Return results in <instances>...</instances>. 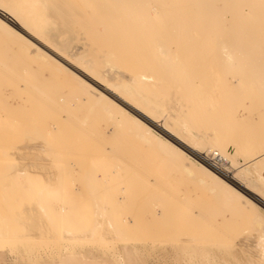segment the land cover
Here are the masks:
<instances>
[{"label":"rangeland","instance_id":"rangeland-1","mask_svg":"<svg viewBox=\"0 0 264 264\" xmlns=\"http://www.w3.org/2000/svg\"><path fill=\"white\" fill-rule=\"evenodd\" d=\"M13 1L15 3V0H0V4L8 8L9 10L12 9L14 10L15 8L16 9L14 11L16 12L20 10L18 11L19 13L18 12L14 13V11L12 12L15 15L17 14V17L19 16L18 18L21 17L20 19L21 21H24V23L30 24L29 26L34 28V30L37 29L36 32L39 31V34L43 36V39L45 38L44 40L48 42H52V45L54 44V47H56L57 49L59 48L58 50H60V52H62V54L66 56V58L68 57L70 61L72 60V62L76 63L77 62L76 60H78L79 65L81 63L80 65L81 67L93 71L99 77L101 76L100 78H103L105 81L112 82L111 84L118 85L120 83V85L122 86L123 83L125 82L126 83V84L124 83L125 86H122L125 94L129 98H131L134 102L136 101V103L144 106L145 108L148 107L147 111L154 117V121H156V123L158 124L155 125L156 129L150 127L148 129L152 133H155L161 141H163L168 145L167 146L168 150H172V151L177 150L183 152L187 157L195 161L201 168L206 170L208 173H211L212 175L214 173H212L210 170H208L203 165L198 163L193 158V155L197 156L202 160L205 159L204 163H207L208 159H210L214 154L219 153L221 157H225L223 161L225 162V167L227 172L218 171L219 174L224 178L223 180L225 181L229 180L231 182V179L227 178L226 176L229 175L228 172H231L232 175L234 174L233 175L234 178H239L249 187L256 186L257 188L256 191L258 193H261L262 196H264V184H262L264 182V177L261 176V173L259 172L264 162V83H262L264 82V80H262L264 79V67L263 69L254 70L252 67H250L252 63L247 62V57H245L247 53L251 52L248 47L250 46L251 41L249 42V40L246 39L249 36L248 35L250 32L249 27H251L250 25L256 27L259 22L252 19L245 20L244 17H243L244 21L242 19L243 23H241V20L236 21V19L234 18L235 15H233L232 12H230L233 11V9L235 8L233 4H231L233 5L232 9L230 7L231 6L230 1L232 2L233 0L230 1L227 0L228 4L226 3L227 1L222 2L220 0L222 3L224 4L226 3L225 4L226 7L224 9L225 11L222 10L224 8L223 4H221L220 1L218 2V0H209V2L206 4L207 6L201 3L202 0H184L185 3L182 2V0H178V1L173 0L174 2L172 0L169 1L139 0L140 2L143 1L144 3L138 2V5L136 2H135L136 5L135 4L133 5L134 2L132 3V1L130 2L129 0L128 4H126V6L124 5L122 9L124 7L125 10L127 9L125 11L126 14H129L130 11H131L130 13L134 12L133 17L135 18L131 17L132 20L134 19L135 22V23L133 22L134 25H137V23H140L141 21H142L141 23L143 24V28H141L142 25L139 24V26L137 25L136 28L133 29L134 31L136 29L139 30V31L136 30L137 32H135L136 36L141 35L142 37V38L139 37L138 41L141 39L142 41L144 40L142 46L145 45V47L144 48L138 47V49L146 48L148 52L147 55H149V59L145 57L146 55H144L143 53L142 54L144 56H142L140 53L137 54V56L135 55L137 59H139V60L137 59L135 60H137L139 64L142 66H140L138 62H134L132 60L133 63H136L137 66L135 64L133 65L132 61L127 62L126 60H123L124 58L121 57H119L120 58L119 61L121 62L123 60L125 64L122 61L121 62L122 64L120 63L117 64L118 66L117 65L115 66V64L111 62L112 60V57L110 56L111 52L109 51L110 49L108 48L110 44L109 41L111 42V38L110 40H108V38L110 37L109 36L110 33H113L116 30V27L119 25L115 24V21L117 19H111L110 22V19L107 18V16L105 17L104 11L106 9L107 4H105L104 7L103 4L105 3L106 0H103L104 2L102 0H95V1L92 0V2L91 0L90 1L40 0L41 1L40 3L42 4H39V0H31V1L17 0L16 4H14ZM23 1L25 2L23 3ZM37 1L39 6H37L36 4ZM46 1L47 2L50 1V3H46ZM187 1L188 3H186ZM28 2L31 5H28ZM31 2H33L34 5ZM20 3L23 4L24 6H26L25 5L26 3L27 6L22 7L21 5H19L15 7L17 4ZM143 4L145 5L147 4L146 5L147 7L143 6ZM182 4L185 6L183 7ZM94 5L96 6V8ZM244 5L245 4H243V6ZM20 6L22 7L21 9ZM33 6L34 8L36 6L38 10L36 11V8L34 9ZM50 6L52 9L50 8ZM136 6H138V8ZM193 6H195L197 9H200L201 10L200 13L199 10H197ZM140 7L141 10L142 8H144L143 10L145 11V13L146 12L148 13L147 15L148 18L146 19V21L144 19V23L142 19L147 16L143 14L144 13L143 10L140 11L139 9ZM166 7L169 8L166 9ZM203 7H205L209 12V15L207 13L208 16L205 15L206 11ZM30 8L33 10H31ZM101 8H104V11L103 9L101 10L103 13H101V11L99 10ZM179 8L180 9L186 8V9L185 10L181 9L182 10L181 12ZM64 9H67L66 10L67 13ZM69 9L72 10L71 13L69 12L70 11ZM130 9L134 11L132 12V10ZM192 9L194 11L197 10L195 11L196 13L191 12L192 13L191 14L189 11ZM227 9L230 13L227 11ZM24 10L28 11V12L26 11L27 14L23 12ZM202 10L205 12H202ZM241 10H243L242 5H241ZM29 11H31L33 17L31 16V14H29ZM135 11L138 12L135 13ZM176 11H180V13L177 14L178 12L175 13ZM183 11L188 12L187 14H189L188 15L189 18L193 17L194 15V17L191 18L192 21L194 20V22H191ZM221 11L226 13L224 14ZM21 12H23V14H21ZM62 12L65 14H63ZM141 12H143L142 15H145L144 17L139 15L141 14ZM214 12H215L214 14L215 17L211 19V17H213ZM202 13L204 15H201ZM24 14L26 18L23 17ZM53 14H55V16ZM180 14L181 15L184 14L185 17L187 18L184 19L185 17L183 16L181 22H184L185 20H189L190 25L195 22H197L199 25L195 23L192 24L193 25L192 27V25L190 26L189 23L186 22L188 23V25H186V23L185 24L182 23V25L184 26L183 27L182 25H180L181 24V22L179 21L181 20L179 19L180 17L178 18L176 17L177 15ZM132 15L131 14L125 15V13L122 14V16H129V17ZM216 15L218 17H216ZM138 16L139 19L137 20ZM195 16L196 17L199 16V17L196 18ZM206 16L210 18V20L215 24L214 28L216 30L214 28L211 31L210 29H208V31L205 30L207 29V27L211 28L213 24L210 22L209 19L208 20L206 19L207 18ZM34 17L36 19H34ZM149 17L150 20L152 18L151 20L152 21L151 24L153 27L152 29L150 28L151 25H150ZM203 17L206 18L202 19ZM22 18H24V20ZM195 18L196 20L199 19V21L198 20L196 21ZM256 18L254 19L258 21L261 20L260 15ZM121 19H123V17L120 19L118 18L116 22L119 23L118 21H122L121 23H123L124 20ZM131 19L129 18L128 23L130 21L132 22ZM174 19H176L177 21ZM231 19H234L235 22L239 21L240 23H237L238 25L234 24V20L233 22H231ZM34 20L36 21L38 20L37 21L38 23ZM61 20H63L64 22L63 21L61 22ZM102 20L104 22L106 21V23H108L107 21L109 20V23L107 25L109 24L110 25L104 26L105 23H103ZM112 20H114V23L112 22ZM203 20L209 21V24L211 26L210 25H209L210 27L207 26L208 22L205 24ZM250 20L253 22H249ZM262 20L264 21V18H262ZM125 21L127 22V20ZM178 21L180 22L179 25L182 27L180 29L182 30L181 32L177 29ZM33 22L34 24H31ZM246 22L250 24L247 23V25H245ZM0 23H3L5 26L9 27V24L1 18H0ZM154 23L156 24V26ZM200 23L202 26L200 25ZM100 24H102L104 27ZM147 24L150 26L149 31L151 32L152 35L148 31ZM231 24H233V27L234 26L236 27V28L234 27V29L238 30L239 28L240 29L239 32L241 33H239L238 31L236 32V30L233 31L234 29L231 27L232 26ZM242 24H244V27ZM111 25L114 28L113 31L111 30V28L110 29L108 28L111 27ZM203 25L206 26L205 29H202V31L206 32V33L204 32L205 34L201 31ZM239 26H241L243 29ZM245 26L247 27L249 32L248 30L246 31ZM154 27L156 28L155 30ZM104 28L106 29V31L108 29L109 33L107 35L105 34L106 31ZM178 28L180 27L178 26ZM187 29L190 30L189 34L185 33V31L188 32ZM263 29H264V22H263ZM120 30L118 29V31ZM61 32L63 33L61 34ZM168 32H170V35ZM178 32L181 33L180 37H178L179 36ZM221 32H224L223 33L224 35H222ZM234 32H236L238 36H236L235 39H232L236 34ZM200 33H203L204 35L203 34L200 35ZM226 33L229 34L232 33L233 35L230 36L231 34L229 35ZM250 33L253 32L251 31ZM157 34L159 37L157 36ZM175 34L178 37V41H176L177 38ZM183 34H185L184 35L185 37H183ZM145 36H149L148 42L152 41V43H156V46L152 47V49L148 48V46L151 47L153 45L149 42L148 46H146L147 37ZM152 36L155 38H153ZM168 36L170 37V39ZM200 36H202V40ZM239 36L242 38L243 41ZM149 38L150 39L152 38L154 40L152 39L150 40ZM184 38L185 40L183 41ZM155 39H158L160 42H161L160 39H162V41L165 39V41L161 43L164 44V46L166 44L168 45V47H165L168 55L166 56L167 58L165 59L166 62L171 61L170 63H172L173 60L176 61L178 59L177 60V62L179 63L178 65L176 64L177 62L172 63V65L176 64V66L174 65L172 66L170 63H168L171 66L168 75L170 73L171 75L166 76L168 78L170 76L171 77L173 76V79L174 77H178L175 78V81L176 79H178V82L174 81L175 82L174 87L172 84L173 81L170 82L172 78L171 79L169 78V81L167 80L166 82V79L161 80L162 76L158 75L159 74L158 72L159 70L157 67L158 62L156 63V61H158L159 58L156 57L157 42H155L156 41ZM180 39H182V42L185 43H183L182 49L180 47V49L178 50V52L180 51V53H178L177 48L179 46H177L176 44L179 43V41L181 42ZM237 39H240L241 41L238 40L240 42H237L236 41ZM8 40L9 38H7L6 36L0 33V61L1 60L4 61L8 67H11L15 71L14 72L15 74L10 72L9 74H7L4 72L5 74L3 75L2 73V75L5 76L6 79L0 75L1 76L0 77V96H1L0 97V264H2V262L4 261H7L8 264H188V263L189 264H216V263L231 264L230 262H233L232 264H237V261L235 259L238 256H239L237 258L238 263H240V260L243 259L242 261L244 263L245 261H247L245 264L248 263L264 264V257L262 259L258 258L256 256L257 254L256 251L255 253L254 251H252L253 249L247 251L249 248L248 247L249 243L252 241L249 240L247 245L242 244V245H246L247 247L240 246L241 247L240 248L238 245V243L245 241L244 239L249 238L255 232H253L249 228L247 229V224L244 222L242 218H239L238 216L233 215L232 213L230 214L226 206L223 205L213 195L212 189L209 186L191 178H190L191 181L190 180L188 181L187 178L189 177L186 176L185 174H183V178H182L181 176L182 173H180L177 167H175L176 166L175 164L168 161L166 163L165 158L162 157L161 153H159V150L151 147L149 144H146L147 142L145 140L143 141V139L140 137L135 127L131 125L134 123L132 122V120H136L137 117H135L131 112H129V110H127L124 106L119 104L120 100L117 99L115 95H112L110 92L106 91L103 87L97 85V83H96L97 86H95L94 84L90 83L87 80H82L83 83L88 85L96 93L102 95L109 102L114 103L115 107H118L120 111L123 113L122 115H126L125 117L128 118V121L126 120L127 118L125 119L123 117H120L117 114L105 108L102 109V107L99 104H97L96 101L92 100L82 90L77 88L72 82H69L64 74L58 73L53 68H50L51 66L47 67V65L45 64L44 66L43 63H40V61L37 60L36 56L34 57L32 55L33 56L32 57L30 54H27V56H25L26 55L25 51L20 48L19 50H17L16 49L17 47L15 48L16 50L12 49L13 46L6 47V45L4 44ZM98 40L101 41L99 42ZM104 40L108 42V44L105 45ZM168 40L170 41L174 40V41L169 42ZM204 40H208V41H204ZM246 40H248V43L250 44H248ZM223 41H224L223 45L227 43L225 44V46L229 45L230 47H232L229 49L228 46L227 47L228 51H232L233 49H235V45L242 43L238 45V47H240L239 48L240 50L237 47L238 52L236 51L234 56L236 60L233 65L235 70H233L232 65H230L231 66L230 68V66H228L229 64H227L226 62L224 63L222 59L221 47L223 46L221 44ZM114 42L115 44L119 43V42L116 43L114 39L112 40L110 45H112ZM217 42L218 43L221 42L219 43V45L221 46H219ZM181 43H179L178 45H181ZM141 44L142 43H140L139 45L141 46ZM184 44L185 47H183ZM117 45H116L117 48L122 47L121 45L124 46V44H117ZM104 46L105 47L107 46L106 47L107 49L104 48ZM176 46L177 48H175ZM113 47L116 48L115 46ZM196 47H198V49H196ZM189 48L191 49L193 48V49L191 50ZM152 50L154 51V53L151 52L153 55L152 54L150 55L149 52ZM42 51L45 54L49 55L44 49H42ZM220 51L221 53H219ZM186 52L188 55L185 54ZM104 53L106 54L105 57H104ZM180 54H182L183 57H181ZM176 56L178 58H176ZM173 57L176 58V60ZM179 57L181 58L179 59ZM188 57H191L193 61H195L196 59V61L193 62L190 60L191 58L189 59ZM194 57L195 59H193ZM26 58L28 59V61ZM59 58L63 60L65 64L62 61L56 59L55 57H52V59H54L57 63L66 67L67 70L71 73V75L78 77L79 75L83 76V74L80 71H78L75 65L69 62L67 59H64L62 57ZM110 58H111V60H109L110 62L109 61H108L109 63L106 62V60ZM151 58L153 59V61ZM185 59H187L188 61ZM141 60L144 62L142 63ZM154 60H156L155 61L156 65L154 64L153 66ZM184 60L185 63L182 62ZM38 61L39 63H37ZM197 61L200 62L197 63ZM88 63H90L89 66ZM127 63L129 64V66ZM150 63H152L151 67L154 68L150 67L151 65ZM249 63L251 64L249 65ZM123 64L124 66H122ZM189 64L191 66H189ZM108 65H110V67L112 66L113 69L110 68ZM126 65L129 69L127 67L125 68ZM179 65L181 67H179ZM240 65L243 66L247 65L248 67L246 66L244 68L243 66ZM144 66L145 67L148 66L151 69V71L149 70L146 71L144 69L145 68ZM177 66L178 68H180L179 69L180 72L178 71L177 68L174 70V67ZM132 67L134 68V71L136 69L138 70H136V72H132L133 71ZM142 67L144 68L141 70L140 68ZM240 67H243L244 69L243 68L241 69ZM172 68L174 72L171 70ZM246 68L249 69L248 72H246L247 75L244 73ZM193 70L197 72H194ZM203 70L205 71V73ZM250 70L253 71L252 76ZM175 72L178 74L183 73L181 74V76L182 75L186 76V74L189 75L190 76V77L188 76L189 79L186 78L187 76L186 77L182 76L183 78H181L184 80L187 79V81L192 79L190 80L191 83L186 81L187 82L186 84L189 85L193 83L192 82L193 79H195V77L197 76L196 77L197 79L194 80L195 85L192 84V86L195 87L198 85L196 89L191 86V88L194 89L192 90L191 88H189L188 85L187 88L191 89L192 93H189L190 90L184 92L183 89H181V87L186 86L185 82L183 80H180L179 78L181 76L179 75L180 76L179 77L177 74H174ZM256 72L258 73V75ZM135 73H137L136 75H138L139 77H137ZM199 73L205 75L202 76ZM253 75H255L257 79L255 77L254 78L258 82L255 81ZM17 76L18 78H22L25 82L29 81L30 84L36 87L37 91H39L42 96L41 98H44L46 102L43 99L37 100L39 94L37 95L36 92H34L35 94L34 93L31 94L30 91H28L30 92L28 97H30L31 100L29 102L27 101V99L26 100L22 99L20 101L19 99L20 95L18 93L16 94L13 86L9 84V83L16 84L18 81H20L17 78ZM250 76L252 77L253 80L251 79ZM258 76L260 77V79L258 78ZM143 78H145V80H143ZM157 78H159V80ZM152 79L154 80V82ZM132 80L135 82L131 83ZM156 80L158 81L157 83H155ZM143 81H146V83L145 82L143 83ZM163 81L165 82L163 84V89H161L162 85L160 84L163 83ZM5 82H7V84ZM169 82L172 84V86H170ZM147 83H149L150 86L149 84L147 85ZM181 83L182 85L183 84L184 85L182 86ZM131 84H133L135 87H137V89L138 88L139 89L138 90L135 89L134 86L132 87ZM165 84L168 86H166ZM151 90L153 92H151ZM161 90L162 91L165 90V93L162 92ZM195 90H197L195 92L197 94L194 93ZM182 91L184 93H182ZM28 92L26 93V95L28 94ZM180 92L182 93L181 96H179ZM186 93H189V95L187 94L188 96L184 97L183 95L184 94L186 95ZM152 94L154 95L152 96ZM164 94L167 95L166 96L167 98L165 97ZM34 96L37 97L35 98ZM176 96H178L179 98ZM168 97L172 101H170ZM233 97H235V99ZM227 98L230 100L228 101ZM183 99L185 100V102ZM165 100L167 102L169 100V103H164L166 102ZM35 101L38 103L36 104ZM188 101L191 102L188 103ZM193 101L194 103H192ZM31 102H33V104H31ZM47 102H51L53 105H55L56 110L54 108L51 109L50 106L48 107L49 103L47 104ZM149 102L151 103L153 102V103L149 105L150 104ZM43 103L46 105H43ZM166 105L169 106L167 107ZM34 106L37 107V109L39 106L38 112H36L37 109L34 111ZM42 106L43 107L45 106L44 109ZM40 107L42 110V114L40 112L41 111ZM23 108H24L23 111L24 113L22 112L23 114H21V110ZM129 109L133 111V109L131 108ZM44 110L48 111L50 114L46 111L44 112L45 113L44 114L43 113ZM50 110L52 111L54 110V111L51 113ZM221 110L223 112H221ZM55 111H59L61 113V116L62 114H67L70 119L60 118V121L62 119H65L66 121L62 120L64 123H59L60 121L58 120L60 113L56 112L58 114L57 115ZM214 112L217 113L214 114ZM208 113H212L214 114V116L211 114L208 115ZM190 114L193 117H190L191 116ZM165 115L169 116V118L168 117L165 118ZM202 115L204 117V120ZM57 117H58L57 120L58 122L56 121ZM225 117H227V119ZM71 119H73V122L76 121L78 124L84 127L86 133L89 136H93L94 138L88 137L87 134L85 135L82 132H78L80 133L78 134L75 133L76 130H71L73 127H75L74 123L70 122L72 121ZM228 119L231 122L227 121ZM66 122H68L67 124H69L70 122L74 126L71 125L72 126L71 127L70 125H68L67 128H69V126L71 127V129L69 128L68 130L66 127H63V125L66 124ZM228 122L230 124L232 123L231 124L232 126L228 124ZM57 123L62 125L63 128L61 129L60 125H58L60 129L58 127H55L57 130L56 131L54 126H57L56 125ZM161 123H163L164 128L162 127ZM202 123L203 125L204 124L205 125L203 126ZM223 126L224 128L225 127L226 128L224 129ZM165 127L169 128V130L174 132V134L177 137H179L180 139L182 138V141L184 142L186 141L185 143L189 145L185 146L180 142H178L177 140L170 137L169 135H167L164 132V130L167 131ZM211 128L213 131L210 130ZM227 130L228 131L230 130V132H228ZM59 131L61 132L59 133ZM51 135L53 136V138ZM134 136L137 137L135 138ZM138 137L141 138L142 140L138 139ZM67 138L69 139V141ZM99 138H101V140L104 142L106 146H113L119 149L120 152L124 151L122 152L124 154L126 152L127 155L131 156V157L128 156L129 160L130 158H134V159L137 158V163H136L137 166H135L136 164H134L133 167L134 173L132 172L133 174H129V175L126 174L129 167L131 168L132 166H127V163L126 165H124L123 162L118 160L117 157L113 155L111 156L104 151L103 146L99 142ZM59 139L60 141H58ZM135 139L139 140L137 142V145L135 142L137 140ZM205 140H207L208 143ZM211 141L212 144L210 143ZM44 142L47 144H45ZM66 142L67 144H65ZM71 145L72 147H70ZM63 146L65 147L69 146V147H67L68 148L67 149L64 148ZM149 147L150 150H148ZM214 147L215 149H213ZM101 148L102 150H100ZM145 148L147 151L145 150ZM196 150L199 151L200 153L197 152ZM127 152L130 154H128ZM62 153L64 156H60L62 155ZM104 155L107 156L104 157ZM33 156H42L43 160L46 161V163H42L39 166H37L32 160ZM110 156L111 159L106 158ZM70 161H72L73 164ZM140 164L142 166H139ZM135 167H137L139 170H137ZM144 167L146 170L144 169ZM193 167L195 168L194 165H192V169H194ZM125 168L127 169L126 171ZM61 169L64 170L61 171ZM131 169H129V171H131ZM175 169L178 171L175 172L176 171ZM135 170L137 172L140 171V173H137ZM147 170L149 171V173ZM246 170H248L252 174V176L241 178L240 175H242V172ZM87 171L90 172L93 179H95L94 177L96 176L95 179L96 181L94 180L96 183H94V181L91 180L92 178H88L87 174L89 175V173ZM92 171L93 172L96 171L94 173L95 176H93V173H91ZM156 171L160 173H157ZM195 171L198 172L197 168L195 169ZM62 172L63 173L66 172L67 174L66 173L63 174ZM159 174L161 176H159ZM146 175H148V177H146ZM167 175L169 177H167ZM122 176L127 178H123L122 180ZM214 176L220 178L215 174ZM85 177H87V179ZM88 179L91 180V182ZM148 179L149 181L150 180L151 181L149 182ZM153 181L157 182L156 184L160 183L162 186H159L160 184H158L157 186ZM92 182L93 184H91ZM87 183H89L90 185ZM153 183L156 186L155 185L153 186ZM258 183H261L262 185ZM229 185L232 187L236 186V188L240 190L243 196L249 201H251L253 204H255L260 210L263 208L262 206L257 205L248 197H246L244 192H242L245 191L244 189L238 187L237 185H231V184ZM259 185L262 187H260ZM164 186H165L164 190L166 191V193L164 192L163 189H161V187L163 188ZM261 189L263 191H261ZM94 190L96 193L94 192ZM158 193L159 196L157 195ZM245 193H247V195L251 196L261 205L264 206V203L258 200L255 196L249 194L246 191ZM178 197L182 199V202L183 200L184 202H186V207L188 203L187 201H190L189 202L190 204L188 203V207L187 208L185 207L187 210H185L184 208L186 212H184L183 210V214L186 213L185 215L187 217L186 216L183 217L182 214L183 217L182 220L178 219L179 221L177 220L176 222V220L173 218L174 217L173 213L170 212V207L172 204L174 205ZM122 198L124 200H122ZM118 206H120V208H118ZM148 214L153 216L152 218L153 220L151 219H147V220L145 219L146 221L144 220V216L146 215L145 216L146 218L149 216ZM223 218H225V220ZM214 219H216L215 222ZM60 224L62 226H59ZM62 232L64 233L62 234ZM93 233L96 234V236ZM97 235L99 236V238ZM179 237L182 239L184 237L187 241L189 240L187 243L189 244V246H191V248L199 247V249L200 248L205 249L206 254L205 252L203 254V251H200L201 253L198 252L200 253L199 255L195 253L191 255L190 252L189 253L186 252V254L187 253L188 254L184 256L178 255L176 252V246L179 245V241H180ZM176 243L178 244L176 245ZM5 246L8 247L7 254L3 252V248ZM242 247L243 249L244 248L245 249L243 250ZM251 251L253 253H250ZM226 252H228L229 255H232V253L236 254V255H232L233 259L234 258L235 259L232 260L231 259L232 257L229 256L228 253ZM226 254L229 257H227ZM204 255L206 256L204 257ZM199 256L201 257L199 258ZM180 257H182V259ZM222 258L225 259L223 260ZM240 264H242V262Z\"/></svg>","mask_w":264,"mask_h":264},{"label":"bare ground","instance_id":"bare-ground-1","mask_svg":"<svg viewBox=\"0 0 264 264\" xmlns=\"http://www.w3.org/2000/svg\"><path fill=\"white\" fill-rule=\"evenodd\" d=\"M16 1L17 0H15V3H14V1H13V3L14 4H16ZM19 1V0H18ZM31 1V0H30ZM29 1V2H30ZM88 1H90V0H88ZM95 1V0H94ZM103 1V0H102ZM132 1V3H133V5L135 4V2L137 3V5H138V2H140L139 0H130V2ZM144 1V0H143ZM143 1H141L140 3H144ZM147 1V0H146ZM146 1H145V3H146ZM156 1V0H155ZM165 1V0H164ZM169 1V0H168ZM173 1V0H172ZM178 1V0H177ZM220 0H218V2H219ZM222 2L224 1V2H226L227 0H221ZM220 1V2H221ZM230 1V0H229ZM25 1H23V3H24ZM29 2H28V5H31V4H29ZM41 1L39 0V4H42V3H40ZM91 2H92V0H91ZM104 2V1H103ZM103 2H102V4H103ZM128 2H129V0H106L105 1V3L103 4V7H104V5L105 4H107L106 5V9H105V11H104V8H101V9H99L100 11L103 9V11L105 12L104 14H105V17L107 16V18H109L110 19V22H111V19H117L118 20V18L120 19V18H122L123 17V19H121V20H124L123 21V23H121L122 21H118L119 23H117L116 21H115V24H118L119 26H117V27H119V28H117L116 27V30L113 32V33H110V37L109 36H107V37H109L108 38V40H110V38H111V42H112V40H114L115 39V41H116V43L117 42H119V43H117V44H124V46L123 45H121L122 47H119V48H117L118 47V45L117 44H115V42L113 43V44H115V45H110L111 44V42L109 41V46L112 48L113 46H115L116 47V45H117V49L116 48H114V50H113V48L111 49L109 46H108V48L110 49L109 51L111 52V57H112V60H111V58L110 59H108V60H106V62H108L109 60H111V62L113 63V64H115V66L117 65V64H120L123 60H126L127 62H129V61H134V62H138L137 60H139V59H137V54H141L142 56H144V55H146L145 57H147L148 59H149V55H147V49L145 48V49H143L144 47H145V45L144 46H142L143 45V41H142V37H141V35L139 36V35H137L136 36V33L135 32H137V31H139V30H133V29H135L136 28V26L138 25L139 26V24H141L142 25V27L141 28H143V24L140 22V23H137V25H134V19L132 20L131 19V17L132 18H135V17H133L134 16V10H132V9H130V10H132V12L133 13H130L129 12V14H133L132 16H122V14H124L125 13V15H129V14H126V10L124 9V11H123V9H122V7L125 5L126 6V4H128ZM152 2H154V1H152ZM174 2V1H173ZM182 2H184V0H182ZM209 2V0H202L201 1V3H203L204 5H206L207 3ZM221 2V4H223V6H224V8L222 9L223 11H225L224 9H225V4L227 3L228 4V1L224 4V3H222ZM233 2V3H232ZM230 1V5L231 4H233L234 6H235V8L233 9V11H230V12H232V14L233 15H235V19H236V21L237 20H241V23H243L242 22V19H243V17L245 18V20H249V19H252V20H255V21H257V22H259L258 24H257V26L256 27H253L252 25H250L251 27H249V30H250V32L252 31L253 33H250L249 32V30L247 29V27L245 26V28H246V31L248 30V32H249V36L246 38V39H248L249 40V42L251 41V44L250 43H248V40H246L247 41V43L248 44H250V46H248L249 47V49H250V51L251 52H249V53H247L246 55H245V57H247V62H251V63H249V65L251 64V66L250 67H252L254 70H256V69H263V67H264V29H263V20H262V18H264L263 16H264V0H233V1ZM245 2V3H244ZM27 3V2H26ZM25 3V5L27 6V4ZM32 4H33V2H31ZM34 3H35V1H34ZM44 3V2H43ZM46 3H50V1L49 2H47L46 1ZM93 3H95V2H93ZM139 3V4H140ZM157 3V2H156ZM176 3V2H175ZM180 3V2H179ZM185 3V2H184ZM183 3V4H184ZM186 3H188V1L186 2ZM13 4V5H14ZM37 6H39L38 5V1H37ZM151 4V3H150ZM158 4V3H157ZM182 4V5H183ZM220 4V3H219ZM219 4H217V5H219ZM242 5V8H243V10H241V5ZM243 4H245L244 6H243ZM19 5H21L22 7H26V6H24L23 4H17L15 7H17V6H19ZM34 5V4H33ZM44 5H46V4H44ZM96 5V4H95ZM94 5V6H95ZM131 5V4H130ZM136 5V4H135ZM142 5V4H141ZM141 5H139V6H141ZM147 5V4H146ZM145 4H143V6H146ZM164 5V4H163ZM175 5V4H174ZM188 5V4H187ZM233 5H231L230 7H231V9H232V7H233ZM20 6V9L22 8ZM43 6V5H42ZM53 6H55V5H53ZM93 6V5H92ZM91 6V7H92ZM142 6V7H143ZM185 5H183V7H184ZM207 6V5H206ZM222 6V7H223ZM240 6V7H239ZM14 7V6H13ZM12 7V8H13ZM14 7V8H15ZM32 7V6H31ZM57 7H58V5H57ZM100 7H102V6H100ZM99 7V8H100ZM137 8H138V6H136ZM147 7V6H146ZM194 8H196L195 6H193ZM209 7V6H208ZM217 7V6H216ZM220 7V6H219ZM245 7V8H244ZM28 8V7H27ZM33 8H34V6H33ZM35 8H36V6H35ZM34 8V9H35ZM43 8V7H42ZM41 8V9H42ZM50 8H51V6H50ZM95 8H96V6H95ZM130 8V7H129ZM132 8V7H131ZM137 8H136V10H137ZM160 8V7H159ZM164 8V7H163ZM167 8H169V7H166V9ZM189 8V7H188ZM204 9H205V11H206V14L205 15H207V13H208V15H209V12L207 11V9L205 8V7H203ZM228 8H229V6H228ZM11 9V8H10ZM16 9V8H15ZM14 9V10H15ZM31 9V8H30ZM45 9H47V8H45ZM52 9V8H51ZM56 9V8H55ZM140 9V11H142L144 8H142V10H141V7L139 8ZM146 9V8H145ZM153 9V8H152ZM155 9V8H154ZM180 9V8H179ZM181 9H183V8H181ZM180 9V11L182 12V10ZM186 8H184L183 10H185ZM197 9V8H196ZM218 9V8H217ZM230 9V10H231ZM13 9L12 10H9L8 8H6V7H4L3 5H1L0 4V18L1 19H3L4 21H6L8 24H9V27L8 26H5L3 23H0V33L1 34H3L4 36H6L7 38H9V40L4 44V45H6V47L7 46H13V48L12 49H14V50H19V48L20 49H22V50H24L25 51V53H26V55L25 56H27V54H30L31 56L33 55L34 57L36 56V58H37V60H39L40 61V63H43V65L45 64V65H47V67L48 66H51L50 68H53L54 70H56L58 73H61V74H64L66 77H67V79H68V81L69 82H72L77 88H79L80 90H82L87 96H89L92 100H94V101H96L97 102V104H99L101 107H102V109H107V110H109V111H111V112H113V113H115V114H117L118 116H120V117H123V118H127V117H125L126 115H122L123 113L120 111V109L118 108V107H115V105H114V103H112V102H109L108 100H106L102 95H100V94H98V93H96L93 89H91L88 85H86L85 83H83V81L82 80H87V81H89L90 83H92V84H94L95 86H97V85H100L101 87H103L106 91H108V92H110L112 95H115L116 97H117V99H119L120 101H119V104H121L122 106H124L127 110H129V112H131L135 117H137V119L136 120H132V122H134L133 124H131L132 126H134L135 127V129L137 130V132L139 133V135H140V137L143 139V141L145 140L147 143L146 144H149L151 147H153V148H156L157 150H159V153H161V155H162V157H164L165 158V160H166V163H167V161L168 162H172L173 164H175L176 166L175 167H177V169L180 171V173H182V178H183V174H185L186 176H188L189 178H187V180L189 181L190 180V178L191 179H194V180H197V181H199V182H202V183H204V184H206L207 186H209L211 189H212V193H213V195L223 204V205H225L226 206V208L228 209V211L230 212V214L232 213L233 215H236V216H238L239 218H242L243 220H244V222L247 224V229L249 228L250 230H252L253 232H255V233H253L252 235H254V236H250L249 238H247V239H244L245 241H242V242H240V243H238V245H239V247L240 246H246L247 245V243H248V241L250 240V241H252V242H250L249 243V248H248V250L247 251H250L251 249H253L252 251H254V253H255V251H256V256L258 257V258H263L264 257V217H262L261 216V214H260V212H261V210L255 205V204H253L251 201H249L248 199H246L244 196H243V194L240 192V190L238 189V188H236V186H234V187H232V186H230L229 184H231V185H237L238 187H240V188H242V189H244L246 192H248L249 194H251V195H253V196H255L258 200H260L261 202H263L264 203V196H262V194L261 193H258L257 191H256V186L254 187V186H251V187H249L248 185H246L244 182H242L239 178H234L233 177V175H232V173L231 172H228V174L229 175H226L227 176V178H229V179H231V182L228 180V181H225V180H223L224 178L219 174V172H223V171H226V167H225V162L223 161L224 160V158L225 157H221L220 155H219V153L217 154H214L210 159H208L207 160V163H204L205 161V159L204 160H202V159H200V158H198L197 156H195V155H193V158L198 162V163H200L201 165H203L205 168H207L208 170H210L212 173H214L216 176H218V177H220V178H222V179H220V178H217V177H215L214 176V174L212 175L211 173H208L206 170H204L203 168H201L195 161H193L192 159H190L189 157H187L183 152H181V151H177V150H174V151H172V150H168V148H167V144L166 143H164L163 141H161L160 139H159V137L155 134V133H152L148 128L150 127V128H154V129H156V127H155V125H158L157 123H156V121H154V117L147 111L148 110V107H144V106H142V105H140V104H138V103H136V101L134 102L131 98H129L126 94H125V92H124V90H123V87L122 86H125V84L123 83V85L121 86L120 85V83L118 84V85H115V84H111L112 82H107V81H105L103 78H100L98 75H96L93 71H90V70H88V69H84L83 67H81L80 65H81V63H80V65H79V62H78V60H76L77 62L76 63H74V62H72V60L70 61L69 59H68V57L66 58V56H64L63 54H62V52H60V50H58L56 47H54V44L52 45V42H48V41H46V40H44L43 39V36L41 35V34H39V31L38 32H36L37 31V29L36 30H34V28H32V27H30L29 25L30 24H26V23H24V21H21V17L20 18H18L17 17V14L15 15L14 13L16 12V11H14ZM18 10V9H17ZM31 10H33V9H31ZM38 9L36 8V11H37ZM54 10V9H53ZM59 10V9H58ZM65 11L67 10V9H64ZM70 10V9H69ZM147 10V9H146ZM156 10V9H155ZM159 10V9H158ZM161 10V9H160ZM168 10H171V9H168ZM177 10H178V7H177ZM189 10V9H188ZM193 10V9H192ZM190 10L189 12L191 13V12H193V13H196L195 11H197V10H199V13H200V9H197V10ZM209 10V9H208ZM12 11H14V13L12 12ZM18 11H20V10H18ZM17 11V12H18ZM27 10H24L23 12L24 13H26L27 14V12H26ZM71 11L72 10H70L69 12L71 13ZM99 11V12H100ZM139 11V10H138ZM138 11H135V13H137ZM144 11V10H143ZM180 11H176L175 13H177V14H179L180 13ZM205 11H203L202 10V12H205ZM227 11H228V9H227ZM262 11V12H261ZM16 12V13H17ZM23 12H21V14H23ZM57 12V11H56ZM60 12V11H59ZM124 12V13H123ZM161 12V11H160ZM184 12V11H183ZM211 12V11H210ZM222 12V11H221ZM229 12V11H228ZM229 12V13H230ZM19 13V12H18ZM34 13V12H33ZM63 13V12H62ZM66 13H67V11H66ZM101 13H103L102 11H101ZM127 13H128V11H127ZM140 13V12H139ZM138 13V14H139ZM142 13L143 12H141V14H139V15H141V16H147L148 15V13L146 12L145 13V11H144V13L143 14H145V15H142ZM174 13V14H175ZM188 12H184V14H186V16L189 18V14H187ZM222 13H224V12H222ZM226 13V12H225ZM224 13V14H225ZM29 14H31V11H29ZM35 14V13H34ZM43 14V13H42ZM63 14H65V13H63ZM100 14V13H99ZM174 14H172V15H174ZM182 14V13H181ZM177 15L176 17L178 18V17H180L179 19H181V20H179L180 22L182 21V19H183V16L185 17V15L183 14V15ZM192 14V13H191ZM214 14H215V12L213 13V17H211V19H213L215 16H214ZM223 14V15H224ZM54 16H55V14H53ZM57 15V14H56ZM102 15V14H101ZM197 15V14H196ZM201 15H204L203 13L201 14ZM207 15V16H208ZM223 15H222V17H223ZM229 15V14H228ZM260 15V21H258V20H256L257 18L256 17H258ZM31 16H32V14H31ZM67 16V15H66ZM122 16V17H121ZM136 16V15H135ZM156 16V15H155ZM192 16V15H191ZM190 16V17H191ZM206 16V17H207ZM230 16V15H229ZM232 16V15H231ZM24 18H26L25 17V14H24V16H23ZM27 17H29V16H27ZM33 17V16H32ZM40 17V16H39ZM166 17V16H165ZM174 17V16H173ZM182 17V18H181ZM193 17H194V15H193ZM193 17H191V18H193ZM196 17V16H195ZM199 17V16H198ZM198 17H196V18H198ZM201 17V16H200ZM205 17V18H206ZM216 17H218L217 15H216ZM233 17H231V18H233ZM24 18H22L23 20H24ZM38 18V17H37ZM63 18V17H62ZM67 18V17H66ZM102 18V17H101ZM129 18L132 20V22L130 21L129 23H128V21H129ZM141 18V17H140ZM148 18V16L147 17H144L142 20H143V23H144V19H145V21H146V19ZM191 18H189V20L191 21V22H194V20L192 21V19ZM196 18H195V20H196ZM204 17L202 18V19H205ZM254 18H256V19H254ZM27 19H29V18H27ZM34 19H36L35 17H34ZM68 19V18H67ZM100 19V18H99ZM139 19V16H138V18H137V20ZM140 19V20H141ZM184 19H187L186 17L184 18ZM207 20L209 19L210 20V18H206ZM216 19V18H215ZM215 19H214V21H215ZM26 20V19H25ZM106 20V19H105ZM125 20H127V22L125 21ZM139 20V21H140ZM149 20H150V17H149ZM151 20H152V18H151ZM150 20V25H151V27L148 25V27H147V25H146V27L148 28V31H149V29L151 28H153L152 27V24H151V21ZM156 20V19H155ZM174 20H176V19H174ZM189 20H185L184 22H181V24H180V22L178 21V26L180 27V28H178V26H177V29L181 32L182 30H180L182 27L180 26V25H182V23H186V22H188L189 23V25H190V22H189ZM198 21H199V19H197ZM196 20V21H197ZM233 20L234 19H231V22H233ZM29 21H31V20H29ZM28 21V22H29ZM33 21V20H32ZM34 21H36V20H34ZM38 21V20H37ZM36 21V22H37ZM63 20H61V22H62ZM103 21V20H102ZM154 21V20H153ZM159 21V20H158ZM177 21V20H176ZM176 21H175V23H176ZM204 21V20H203ZM243 21H244V19H243ZM26 22V21H25ZM27 22V23H28ZM41 22V21H40ZM53 22H54V20H53ZM52 22V23H53ZM64 22V21H63ZM70 22V21H69ZM108 23H109V20L107 21ZM112 22L114 23V20H112ZM134 22V23H133ZM165 22V21H164ZM205 22V24L207 23L208 25L207 26H209L210 24H209V21H204ZM204 22H203V24H204ZM210 22L211 23H213L211 20H210ZM249 22H253V21H249ZM38 23V22H37ZM103 23H105V25L104 26H106L108 23H106V21L104 22L103 21ZM102 23V24H103ZM131 23V24H130ZM132 23H133V25H132ZM146 23V22H145ZM160 23V22H159ZM188 23H186V25H188ZM195 23H197V22H195ZM195 23H192V24H195ZM217 23V22H216ZM237 23H240L239 21L238 22H235V20H234V24H237ZM247 23L248 22H246V24L245 25H247ZM31 24H34V22L33 23H31ZM102 24H100V25H102ZM112 24V23H111ZM123 24V25H122ZM155 24V23H154ZM180 24V25H179ZM191 24V25H192ZM198 24V23H197ZM196 24V25H197ZM248 24H250V23H248ZM256 24V23H255ZM58 25V24H57ZM110 25V24H109ZM109 25H107V26H109ZM140 25V26H141ZM177 25V24H176ZM190 25V26H191ZM199 25V24H198ZM200 25H201V23H200ZM232 26V28L234 29V27H233V24H231ZM238 25V24H237ZM236 25V26H237ZM243 25V27H244V24H242ZM241 25V26H242ZM17 26V27H16ZM32 26H34V25H32ZM53 26H55V25H53ZM103 26V25H102ZM103 26V27H104ZM155 26H156V24H155ZM159 26H160V24H159ZM183 26V25H182ZM202 26V25H201ZM201 26H199V27H201ZM211 26V25H210ZM209 26V27H210ZM214 26H215V24L213 23L212 24V27L211 28H208L207 27V29H205V27L206 26H204L203 25V28H201V31H202V29H205L206 31H208V29H210V31L211 30H213V28H214ZM241 26H239V27H241ZM150 27V28H149ZM175 27V26H174ZM184 27V26H183ZM187 27V26H186ZM189 27V26H188ZM192 27H193V25H192ZM198 27V28H199ZM41 28V27H40ZM43 28V27H42ZM109 29L111 28V30L113 31L114 30V28H113V26L111 25V27H108ZM113 28V29H112ZM161 28V27H160ZM217 28V27H216ZM236 28V27H235ZM242 28V27H241ZM105 29V28H104ZM118 29L120 30V31H118ZM156 28L154 27V30H155ZM186 29V28H185ZM191 29H193V28H191ZM215 29V28H214ZM219 29V28H218ZM222 29V28H221ZM230 29V28H229ZM233 29H231V30H233ZM243 29V28H242ZM242 29H241V31H242ZM42 30V29H41ZM58 30V29H57ZM56 30V31H57ZM64 30H66V29H64ZM95 30V29H94ZM110 30V31H111ZM144 30V29H143ZM160 30V29H159ZM175 30V29H174ZM216 30V29H215ZM220 30V29H219ZM230 30V31H231ZM236 29H234L233 31H235ZM239 28H238V30H236V32L238 31L239 32ZM245 30V29H244ZM244 30H243V32H244ZM56 31H54V32H56ZM105 31H106V29H105ZM111 31V32H112ZM153 31V30H152ZM158 31V30H157ZM187 31L188 32H186L185 31V33L186 34H189L190 33V30H188L187 29ZM192 31V30H191ZM196 31H198V30H196ZM221 31H224V30H221ZM64 32H66V31H64ZM144 32V31H143ZM150 32V31H149ZM154 32V31H153ZM184 32V31H183ZM200 32V31H199ZM198 32V33H199ZM203 33L205 32V31H202ZM214 32V31H213ZM218 32V31H217ZM228 32H229V30H228ZM236 32H234V33H236ZM247 32V33H248ZM43 33V32H42ZM46 33V32H45ZM51 33V32H50ZM53 33V32H52ZM63 32H61V34H62ZM109 32H108V29H107V31H106V35L108 34ZM146 33V32H145ZM169 33V35H170V32H168ZM177 33V32H176ZM179 33V32H178ZM203 33H200V35L201 34H203ZM206 33V32H205ZM204 33V34H205ZM212 33V32H211ZM222 33V35H224L223 33L224 32H221ZM239 33H241V32H239ZM60 34V33H59ZM144 34V33H143ZM150 34H151V32H150ZM149 34V35H150ZM174 34V33H173ZM180 34L181 33H179L178 35V37H180ZM203 34V35H204ZM226 34H229V33H226ZM231 34V35H230ZM229 35L230 36H232L233 34L232 33H230ZM237 34V33H236ZM235 34V36H234V38H232V39H235L236 38V36H238V34L236 35ZM244 34H246V33H244ZM49 35V34H48ZM145 35V34H144ZM144 35H142V36H144ZM152 35V34H151ZM153 35H154V33H153ZM160 35V34H159ZM167 35V34H166ZM176 35V34H175ZM185 34H183V37H185L184 36ZM218 35H219V33H218ZM240 35V34H239ZM243 35V34H242ZM42 36V37H41ZM157 36H158V34H157ZM186 36H188V35H186ZM221 36V35H220ZM241 36V35H240ZM239 36V37H240ZM244 36V35H243ZM72 37V36H71ZM139 37H141L140 39L141 40H139V41H142V42H139L138 41V38ZM145 37H147L146 38V42H147V44H146V46H148V43L150 42H148V37L149 36H145ZM144 37V38H145ZM151 37V36H150ZM153 37V36H152ZM159 37V36H158ZM163 37V36H162ZM169 37V36H168ZM178 37H177V35H176V38H177V40L176 41H178ZM182 37V36H181ZM201 37V40H202V36H200ZM222 37V36H221ZM246 37V36H245ZM143 38V39H144ZM153 38H155V37H153ZM157 38V37H156ZM165 38V37H164ZM220 38V37H219ZM241 38V37H240ZM150 39V38H149ZM152 39V38H151ZM150 39V40H151ZM169 39H170V37H169ZM173 39V38H172ZM187 39V38H186ZM205 39V38H204ZM224 39V38H223ZM103 40V39H102ZM152 40H154V39H152ZM156 41L155 42H157V56L156 57H158L159 58V60L158 59H156V58H154V59H156V60H158V61H156V60H154V63H153V66H154V64L156 65V63H157V67H158V72H159V74L158 75H160V76H162V78H161V80L162 79H166V82H167V80L169 81V78L171 79L172 78V80L170 81V82H172L173 81V87H174V83L175 82H178V79H176V81H175V78H178V77H174V79H173V76L171 77H166L167 75H168V72H169V70H170V68H171V66L168 64V63H170L171 61H169V62H166L165 61V59L167 58L166 56H168L167 55V50H166V48L165 47H168V45L166 44L168 41L169 42H172V41H174V40H168L165 44L167 45H165L164 46V44H162L161 42H163V41H165V39L162 41V39H160L161 40V42L158 40V39H155ZM181 40V42H182V39H180ZM185 40V38L183 39V41ZM188 40V39H187ZM238 40H240V39H237L236 41L237 42H240L241 40H242V38H241V40L240 41H238ZM99 41V40H98ZM101 41V40H100ZM99 41V42H100ZM176 41H175V43H176ZM204 41H208V40H204ZM220 41V40H219ZM227 41V40H226ZM235 41V40H234ZM243 41V40H242ZM104 42H105V45L106 44H108V42H106L105 40H104ZM120 42H123V43H120ZM145 42V43H146ZM180 41H179V43H181ZM189 42V41H188ZM199 42V41H198ZM231 42V41H230ZM103 43V42H102ZM140 43H142L141 44V46L139 45ZM153 46H151V47H149L148 46V48H151L152 49V47H154V46H156V43H152V41L150 42ZM174 43V44H175ZM179 43H177L176 45L177 46H179L178 48H177V46L175 47V48H177V52H178V50L180 49V47H181V49H182V45H183V43H185V42H182L181 43V45H178ZM204 43V42H203ZM208 43V42H207ZM219 43H221V42H219ZM219 43L217 42V44L219 45ZM223 43H224V41L222 42V46L223 47H221L222 49H221V51H222V59H223V61H224V63L226 62L227 64H229L228 66H230V65H234V63H235V53H236V51L238 52V49L240 48V47H238V45H240V44H242V43H240V44H238V43H235V44H238V45H235V49H233L232 51H228V49H227V47L229 46V45H227V46H225V44H227V43H225L224 45H223ZM82 44V43H81ZM139 46H138V45ZM190 44V43H189ZM188 44V45H189ZM198 44V43H197ZM199 44H202V43H199ZM205 44V43H204ZM203 44V45H204ZM84 45V44H83ZM89 45V44H88ZM221 45H219V46H221ZM234 45V44H233ZM93 46V45H92ZM191 46V45H190ZM196 46V45H195ZM205 46V45H204ZM17 47V48H16ZM47 47V48H46ZM97 47V46H96ZM107 47V46H106ZM105 46H104V48H106ZM138 47L140 48V47H143L142 49H138ZM183 47H185V44H184V46ZM192 47V46H191ZM237 47H238V49H237ZM16 48V49H15ZM156 48V47H155ZM195 48V47H194ZM220 48V47H219ZM230 48H232V47H230L229 46V49ZM42 49H44L49 55H47V54H45L43 51H42ZM101 49V48H100ZM107 49V48H106ZM116 49V50H115ZM189 49H191V48H189ZM193 49V48H192ZM191 49V50H192ZM196 49H198V47H196ZM216 49H218V48H216ZM21 50V51H22ZM154 50V49H153ZM150 51L149 52V54L151 55L152 53H154V51ZM176 50V49H175ZM195 50V49H194ZM193 50V51H194ZM199 50H201V49H199ZM198 50V51H199ZM240 50V49H239ZM23 51V52H24ZM65 51V50H64ZM67 51V50H66ZM92 51H93V49H92ZM197 51V52H198ZM218 51V50H217ZM221 51L219 52V53H221ZM246 51H247V49H246ZM19 52V51H18ZM107 52V51H106ZM152 52V53H151ZM240 52V51H239ZM242 52V51H241ZM24 53V54H25ZM144 55H143V54ZM178 53H180V51L178 52ZM243 53V52H242ZM66 54V53H65ZM97 54V53H96ZM169 54V53H168ZM185 54H187V52L185 53ZM190 54V53H189ZM195 54H196V52H195ZM136 55V56H135ZM153 55V54H152ZM173 55V54H172ZM171 55V56H172ZM181 55V57H183L182 56V54H180ZM188 55V54H187ZM219 55H221V54H219ZM32 56V57H33ZM62 57V58H64V59H67L69 62H71L73 65H75V67L78 69V71H80L82 74H83V76H81V75H79V77L78 76H73V75H71V73L67 70V68L66 67H64L63 65H61V64H59V63H57L54 59H52V57H55L56 59H58V60H60V61H62L63 62V60H61L59 57ZM69 56V55H68ZM106 56V54L104 53V57ZM179 56V55H178ZM202 56V55H201ZM238 56V55H237ZM28 57H30V56H28ZM32 57H30V58H32ZM102 57V56H101ZM119 57H121V58H124L121 62L119 61ZM136 57V58H135ZM151 57V56H150ZM154 57V56H153ZM175 57V56H174ZM173 57V58H174ZM181 57H179V59L181 58ZM192 57V56H191ZM191 57H188L189 59L191 58ZM203 57H205V56H203ZM220 57V56H219ZM138 58H139V56H138ZM172 58V59H173ZM176 58H178L177 56H176ZM176 58H174L175 60H176ZM187 58V57H186ZM200 58V57H199ZM27 59V58H26ZM106 59H107V57H106ZM135 59H137V60H135ZM141 59V58H140ZM143 59V58H142ZM152 59V58H151ZM193 59H195V57L193 58ZM201 59H204V58H201ZM237 59V58H236ZM243 59V58H242ZM34 60H35V58H34ZM36 60V61H37ZM102 60V59H101ZM178 60V59H177ZM177 60L176 61H174L173 60V62L175 63V62H177ZM185 60H187V59H185ZM185 60L184 61H182V62H184L185 63ZM191 61H193L192 60V58L190 59ZM198 60V59H197ZM209 60V59H208ZM240 60V59H239ZM27 61H28V59H27ZM32 61H33V59H32ZM39 61L37 62V63H39ZM93 61V60H92ZM133 61H132V63H133ZM152 61H153V59H152ZM155 61H156V63H155ZM188 61V60H187ZM195 61H196V59H195ZM195 61H193V62H195ZM35 62V61H34ZM94 62V61H93ZM110 62V61H109ZM108 62V63H109ZM141 62L143 63L144 61H142L141 60ZM172 62V63H173ZM198 62H200V61H197V63ZM208 62V61H207ZM246 62V63H247ZM64 63V62H63ZM107 63V64H108ZM111 63V64H112ZM123 63L125 64V62L123 61ZM172 63H170L171 65H172ZM187 63V62H186ZM205 63H206V60H205ZM241 63V62H240ZM65 64V63H64ZM89 64L90 63H88V66H89ZM107 64H106V66H107ZM112 64V65H113ZM122 64V63H121ZM124 64L122 65V66H124ZM128 64V63H127ZM136 65V63H133V65ZM138 64H139V62H138ZM151 65H150V67L152 66V63H150ZM177 65L179 64L178 62L176 63ZM176 64L174 65V66H176ZM181 64V63H180ZM183 64V63H182ZM190 64H191V62H190ZM189 64V66H191ZM196 64V63H195ZM202 64V63H201ZM237 64V63H236ZM44 65V66H45ZM94 65V64H93ZM93 65H91V66H93ZM131 65V64H130ZM140 65V64H139ZM145 65V64H144ZM172 65V66H173ZM198 65V64H197ZM197 65H196V67H197ZM109 67H110V65H108ZM114 66V65H113ZM118 66V65H117ZM121 66V65H120ZM128 66H129V64H128ZM132 66V65H131ZM130 66V67H131ZM137 66V65H136ZM140 66H142V65H140ZM183 66V65H182ZM223 66V65H222ZM226 66V65H225ZM236 66V65H235ZM238 66V65H237ZM240 66H243V65H240ZM247 66V65H246ZM246 66H243L244 68L246 67ZM93 67H95V66H93ZM127 67V65L125 66V68ZM145 67V66H144ZM144 67H142V68H140L141 70L144 68ZM179 67H181L180 65H179ZM185 67V66H184ZM203 67V66H202ZM239 67V66H238ZM237 67V68H238ZM243 67H240L241 69L243 68ZM248 67V66H247ZM87 68H89V67H87ZM110 68H112L113 69V67L111 66ZM115 68V67H114ZM128 68V67H127ZM133 68V67H132ZM151 68H154V67H151ZM178 69V71H179V69L180 68H178V66L177 67H174V70L175 69ZM186 68V67H185ZM184 68V69H185ZM195 68V67H194ZM205 68V67H204ZM227 68H229V67H227ZM230 68H231V66H230ZM236 68V69H237ZM243 68V69H244ZM99 69V68H98ZM120 69V68H119ZM129 69V68H128ZM127 69V70H128ZM136 69V68H135ZM146 71H151V69L147 66V67H145L144 68ZM197 69V68H196ZM198 69H199V66H198ZM122 70H123V68H122ZM136 70H138V69H136ZM136 70L134 71V68H133V71L132 72H136ZM144 70V71H145ZM173 72H174V70H173V68L171 69ZM233 70H235L234 69V66H233ZM248 70L249 69H245V74L247 75V73L246 72H248ZM75 71V70H74ZM177 71V70H176ZM188 71V70H187ZM194 71V70H193ZM204 71V70H203ZM227 71V70H226ZM242 71V70H241ZM251 71V70H250ZM7 73V74H9V72L10 73H13V74H15L14 72V70L11 68V67H8L7 66V64L4 62V61H0V75L1 76H3L5 73ZM125 72V71H124ZM180 72V71H179ZM184 72V71H183ZM190 72V71H189ZM192 72V71H191ZM194 72H197V71H194ZM231 72H233V71H231ZM236 72V71H235ZM263 72V71H262ZM2 73H3V75H2ZM138 73V72H137ZM137 73H135V75L137 74ZM147 73V72H146ZM148 73H150V72H148ZM185 73V72H184ZM204 73H205V71H204ZM241 73V72H240ZM251 73V76H252V73H253V71H251L250 72ZM257 73V72H256ZM6 74V75H7ZM12 74V75H13ZM130 74V73H129ZM151 74H153V73H151ZM174 74H177L178 76L180 75L181 76V74H183V73H174ZM173 74V75H174ZM192 74V73H191ZM200 74V73H199ZM237 74H238V71H237ZM260 74V73H259ZM262 74V73H261ZM17 75V74H16ZM150 75V74H149ZM169 75H171V73L169 74ZM168 75V76H169ZM193 75V74H192ZM191 75V76H192ZM200 75H202V73L200 74ZM205 75V74H204ZM204 75H202V76H204ZM257 75H258V73H257ZM0 76V77H1ZM11 76V75H10ZM137 77H139L138 75H136ZM146 76V75H145ZM179 76V77H180ZM182 76H185V75H182ZM180 77L179 79L180 80H183L184 82H185V85L186 86H184V87H181V89H183V91L185 92V91H187V90H190L189 91V93H192V90H194V89H192L191 88V86H192V84H194L195 85V82H194V80L195 79H197L196 77V74H195V79H193V83L191 84V85H189V84H186L187 82H190V80H192V79H190L189 81H187V79L186 80H184V79H181V78H183V77ZM187 76V77H186ZM186 78H188V76L189 75H187L186 74ZM194 76V75H193ZM192 76V77H193ZM233 76H236V75H233ZM250 76V77H251ZM4 78H5V76H3ZM7 77V76H6ZM150 77V76H149ZM184 77V78H185ZM190 77V76H189ZM238 77V76H237ZM249 77V76H248ZM247 77V78H248ZM255 77V75H253V78ZM13 78V77H12ZM17 78H18V76H17ZM17 78H15V79H17ZM256 78V77H255ZM254 78V79H255ZM258 78L260 79V77L258 76ZM6 79V78H5ZM20 81H18L16 84H13V83H9V84H11V86H13V88L15 89V93L17 94H19L20 96H19V99H20V101L22 100V99H27V101L29 102L30 100H31V98L30 97H28V95H29V93L31 92V94L32 93H34V92H36V94L38 95H40V97H39V95H38V97H37V100H41V99H43L44 100V98H41L42 96H41V94H40V92L39 91H37V89H36V87H34L32 84H30L29 83V81H24L22 78H18ZM127 79V78H126ZM151 79V78H150ZM158 80H159V78H157ZM189 79V78H188ZM200 79V78H199ZM198 79V80H199ZM239 79V78H238ZM251 79H252V77H251ZM257 79V78H256ZM255 79V81H257ZM258 79V80H259ZM133 80H134V78H133ZM132 80V82L131 83H134L135 81H133ZM140 80H141V78H140ZM143 80H145V78H143ZM153 80V79H152ZM202 80V79H201ZM253 80V79H252ZM262 80H264V79H262ZM10 81V80H9ZM175 81V82H174ZM187 81V82H186ZM261 81V80H260ZM3 82H4V80H3ZM146 83V81H143V83ZM148 82V81H147ZM152 82V81H151ZM153 82H154V80H153ZM158 81L156 80V82L155 83H157ZM162 82V81H161ZM164 82L165 81H163V83H161L160 85H162V88L161 89H163V84H164ZM169 82V83H170ZM180 82V81H179ZM200 82V81H199ZM258 82V81H257ZM262 82V81H261ZM6 84H7V82H5ZM96 83H97V85H96ZM116 83V82H115ZM160 83V82H159ZM169 83H168V85H169ZM183 83V82H182ZM182 83H181V85H182ZM191 83V82H190ZM201 83V82H200ZM231 83V82H230ZM262 83H264V82H262ZM1 84H4V83H1ZM8 84V85H9ZM122 84V83H121ZM149 83H147V85H148ZM172 84L170 83V86H172ZM132 85V87L134 86L133 84H131ZM142 85V84H141ZM166 85V84H165ZM168 85H166V86H168ZM184 85V84H183ZM182 85V86H183ZM189 85V88H191V89H188L187 88V86ZM197 85V84H196ZM1 86H4V85H1ZM6 86V85H5ZM149 86H150V84H149ZM198 86V85H197ZM196 86V87H197ZM148 87V86H147ZM172 87V88H173ZM192 87H194L195 89H196V87L195 86H192ZM229 87V86H228ZM227 87V88H228ZM134 88L135 89H137V87H135L134 86ZM133 88V89H134ZM159 88V87H158ZM170 88V87H169ZM230 88H231V86H230ZM139 89V88H138ZM137 89V90H138ZM237 89V88H236ZM129 90V89H128ZM173 90V89H172ZM232 90H233V88H232ZM238 90V89H237ZM259 90V89H258ZM28 91H30V92H28ZM162 91V90H161ZM171 91V90H170ZM179 91H181V90H179ZM182 91V93H184ZM197 90H195L194 91V93L196 92ZM256 91V90H255ZM28 92V94L26 95V93ZM151 92H153L152 90H151ZM162 92H164L165 93V90L164 91H162ZM169 92V91H168ZM167 92V93H168ZM172 92V91H171ZM166 93V94H167ZM181 92H180V95L179 96H181V94H182ZM189 93H186V95L184 94L183 96L185 97V96H188L189 95ZM235 93V92H234ZM238 93V92H237ZM35 94V93H34ZM140 94V93H139ZM155 94V93H154ZM154 94H152V96L154 95ZM166 94H164L165 95V97L168 95H166ZM176 94V93H175ZM177 94H178V92H177ZM188 94V95H187ZM195 94H197V93H195ZM194 94V95H195ZM148 95V94H147ZM171 95H172V93H171ZM192 95V94H191ZM199 95H201V94H199ZM198 95V96H199ZM235 95V94H234ZM196 96V95H195ZM225 96V95H224ZM238 96V95H237ZM1 97V96H0ZM35 97V96H34ZM35 97V98H36ZM139 97H140V95H139ZM164 97V98H165ZM176 97H178V96H176ZM193 97V96H192ZM34 98V99H35ZM156 98V97H155ZM158 98V97H157ZM167 98V97H166ZM169 98V97H168ZM174 98V97H173ZM173 98H171V99H173ZM179 98V97H178ZM194 98V97H193ZM201 98V97H200ZM234 99H235V97H233ZM175 99V98H174ZM192 99V98H191ZM228 99V98H227ZM226 99V100H227ZM116 100V99H115ZM150 100V99H149ZM169 100H170V98H169ZM169 100H168V102L166 101V102H164V103H169ZM184 100V99H183ZM225 100V101H226ZM230 99H228V101H229ZM261 100V99H260ZM7 101V100H6ZM45 101V100H44ZM117 101V100H116ZM151 101V100H150ZM170 101H172V100H170ZM173 101H175V100H173ZM195 101V100H194ZM194 101L192 102V103H194ZM232 101V100H231ZM230 101V102H231ZM235 101V100H234ZM237 101V100H236ZM41 102V101H40ZM46 102V101H45ZM118 102V101H117ZM138 102V101H137ZM184 102H185V100H184ZM189 102H191V101H188V103ZM219 102V101H218ZM6 103V102H5ZM35 103L37 104L38 102H36L35 101ZM34 103V104H35ZM49 103V104H48ZM150 104L149 105H151L152 103L151 102H149ZM224 103V102H223ZM222 103V104H223ZM233 103V102H232ZM231 103V104H232ZM31 104H33V102H31ZM47 104H48V107L50 106L51 107V109L52 108H54L55 110H56V107H55V105H53L51 102H47ZM170 104H172V103H170ZM181 104V103H180ZM183 104V103H182ZM187 104V103H186ZM225 104V103H224ZM229 104V103H228ZM40 105V104H39ZM43 105H46V104H44L43 103ZM184 105V104H183ZM188 105V104H187ZM233 105H235V104H233ZM237 105V104H236ZM167 106V105H166ZM165 106V107H166ZM169 106V105H168ZM167 106V107H168ZM43 107V106H42ZM45 107V106H44ZM44 107H43V109H44ZM217 107V106H216ZM222 107V106H221ZM229 107V106H228ZM227 107V108H228ZM241 107V106H240ZM129 108H131V109H133V111L132 110H130ZM206 108V107H205ZM2 109H3V107H2ZM15 109H16V107H15ZM19 109H20V107H19ZM18 109V110H19ZM37 109V107H35L34 106V111ZM38 109H39V106H38ZM38 109L36 110V112H38ZM175 109H176V107H175ZM181 109H182V106H181ZM186 109H187V107H186ZM194 109H195V107H194ZM207 109H208V107H207ZM40 110H41V107H40ZM169 110V109H168ZM167 110V111H168ZM172 110V109H171ZM185 110V109H184ZM188 110H189V107H188ZM4 111V110H3ZM24 108L21 110V114H23L24 112ZM30 111V110H29ZM28 111V112H29ZM46 110H44L43 111V113L45 112ZM51 111V113L54 111H52V110H50ZM150 111V110H149ZM23 112V113H22ZM41 112V114H42V110L40 111ZM46 112H48V111H46ZM56 112H58V113H60L59 111H55V113ZM164 112H165V110H164ZM200 112V111H199ZM209 112H211V111H209ZM221 112H223L222 110H221ZM49 113V112H48ZM152 113H153V111H152ZM202 113V112H201ZM215 113H217V112H214V114ZM219 113V112H218ZM35 114V113H34ZM39 114V113H38ZM45 114V113H44ZM50 114V113H49ZM57 114V113H56ZM193 114V113H192ZM198 114V113H197ZM203 114V113H202ZM209 114H211V115H213L214 116V114H212V113H208V115ZM33 115V114H32ZM58 115V114H57ZM191 115V114H190ZM194 115V114H193ZM217 115V114H216ZM220 115H222V114H220ZM164 116V115H163ZM201 116V115H200ZM205 116V115H204ZM224 116V115H223ZM34 117V116H33ZM166 117H168L169 118V116H166L165 115V118ZM190 117H193L192 115L190 116ZM195 117V116H194ZM202 117H203V115H202ZM206 117V116H205ZM40 118V117H39ZM43 118V117H42ZM41 118V119H42ZM60 118H68V119H70L69 118V116L67 115V114H62V116H61V113L59 114V120H58V117H57V119H56V121L58 120V121H60ZM167 118V119H168ZM213 118V117H212ZM218 118V117H217ZM216 118V119H217ZM226 119H227V117H225ZM44 119V118H43ZM192 119H194V118H192ZM223 119V118H222ZM35 120V119H34ZM33 120V121H34ZM46 120V119H45ZM63 121H66L65 119H62ZM61 120V121H62ZM72 121H70V120H67V121H70L71 123L73 122V119H71ZM127 121H128V118L126 119ZM169 120V119H168ZM203 120H204V117H203ZM213 120V119H212ZM215 120V119H214ZM224 120V119H223ZM36 121V120H35ZM43 121V120H42ZM41 121V122H42ZM57 121V122H58ZM59 122V123H64L63 121L62 122ZM75 121V120H74ZM165 121H167V120H165ZM165 121H163V122H165ZM172 121V120H171ZM201 121V120H200ZM207 121V120H206ZM209 121V120H208ZM216 121V120H215ZM225 121V120H224ZM227 121H230L229 119L227 120ZM23 122V121H22ZM69 122V124H67L68 122H66V124H64L63 125V127H68V125H73V124H71ZM231 122V121H230ZM45 123V122H44ZM47 123V122H46ZM74 123V125H75V127H73L72 129H71V127L69 126V128L71 129V130H76L75 131V133H78V132H82L83 134H87L86 133V131H85V128L84 127H82L80 124H78L76 121L75 122H73ZM215 123V122H214ZM217 123V122H216ZM223 123V122H222ZM48 124V123H47ZM52 124V123H51ZM55 124V123H54ZM135 124V125H134ZM200 124V123H199ZM206 124H207V122H206ZM209 124V123H208ZM219 124H220V121H219ZM228 124H230L229 122H228ZM232 124V123H231ZM230 124V125H231ZM30 125V124H29ZM57 126H54V128L55 127H58V125H60V124H56ZM65 125H67V126H65ZM73 125V126H74ZM161 125H162V127H163V123H161ZM160 125V126H161ZM202 125H203V123H202ZM205 125V124H204ZM203 125V126H204ZM215 125V124H214ZM213 125V126H214ZM224 125V124H223ZM226 125V124H225ZM34 126V125H33ZM32 126V127H33ZM166 126V125H165ZM232 126V125H231ZM26 127V126H25ZM31 127V128H32ZM62 127V125H60V128L62 129L63 128ZM208 127V126H207ZM215 127V126H214ZM229 127V126H228ZM227 127V128H228ZM27 128H28V126H27ZM30 128V127H29ZM38 128V127H37ZM59 128V127H58ZM57 128V129H58ZM59 128V129H60ZM69 128H67L68 130H69ZM75 128V129H74ZM164 128V127H163ZM166 129H167V131L166 130H164V132L167 134V135H169L170 137H172L173 139H175V140H177L178 142H180L181 144H183V145H185V146H188L184 141H182V138L180 139L179 137H177L175 134H174V132H172V131H170L169 130V128H167V127H165ZM223 128H224V126H223ZM226 128V127H225ZM224 128V129H225ZM205 129V128H204ZM214 129V128H213ZM217 129V128H216ZM33 130H34V128H33ZM55 130H56V128H55ZM64 130V129H63ZM70 130V131H71ZM210 130H212V128L210 129ZM57 131V130H56ZM192 131V130H191ZM208 131H209V129H208ZM213 131V130H212ZM228 131V130H227ZM61 131H59V133H60ZM63 132V131H62ZM74 132V131H73ZM228 132H230V130L228 131ZM45 133V132H44ZM48 133V132H47ZM50 133V132H49ZM58 133V134H59ZM74 134V133H73ZM78 134H80V133H78ZM137 134V133H136ZM221 134H222V132H221ZM42 135V134H41ZM54 135V134H53ZM70 135V134H69ZM88 135V134H87ZM52 136V135H51ZM55 136H57V135H55ZM75 136V135H74ZM82 136V135H81ZM178 136H180V135H178ZM69 137V136H68ZM86 137V136H85ZM88 137H93V136H89L88 135ZM135 137V136H134ZM137 137V136H136ZM135 137V138H136ZM182 137V136H181ZM50 138V137H49ZM52 138H53V136H52ZM58 138V137H57ZM66 138V137H65ZM94 138V137H93ZM141 138H139L138 137V139H140V140H142ZM68 139V138H67ZM138 139H135V140H137V141H135L136 142V145H137V142L139 141ZM207 139V138H206ZM214 139V138H213ZM46 140V139H45ZM65 140V139H64ZM83 140V139H82ZM86 140V139H85ZM208 140H209V138H208ZM211 140V139H210ZM58 141H60V139L58 140ZM68 141H69V139H68ZM71 141V140H70ZM72 141H73V139H72ZM71 141V142H72ZM134 141V140H133ZM205 141H207V140H205ZM213 141V140H212ZM212 141L210 142L211 144H212ZM63 142H65V141H63ZM99 142L101 143V145L103 146V148H104V151L105 152H107V154H109V155H113V156H115V157H117L118 158V160H120V161H122L123 162V164L124 165H126V163H127V166H132L131 168L129 167V169H131V171H129V169L127 170L126 168H125V171L127 170V172H126V174L127 175H129V174H133L134 173V171H133V167H134V164H136L137 163V158H130V160H129V157L128 156H130V155H127L126 154V152H125V154L124 153H122V152H124V151H122V152H120L119 151V149H117V148H115V147H113V146H106L105 144H104V142L101 140V138H99ZM214 142V141H213ZM45 143V142H44ZM59 143V142H58ZM75 143H78V142H75ZM140 143V142H139ZM207 143H208V141H207ZM45 144H47V143H45ZM54 144H55V141H54ZM57 144V143H56ZM65 144H67V142L65 143ZM68 144H71V143H68ZM90 144V143H89ZM146 144H144V145H146ZM203 144H204V142H203ZM202 144V145H203ZM206 144V143H205ZM210 144V145H211ZM60 145H61V143H60ZM80 145H82V144H80ZM100 145V144H99ZM140 145V144H139ZM142 145H143V143H142ZM141 145V146H142ZM201 145V146H202ZM220 145V144H219ZM47 146H49V145H47ZM59 146V145H58ZM76 146H79V145H76ZM148 146V145H147ZM42 147H43V145H42ZM64 148H67V147H69V146H67V147H65V146H63ZM70 147H72V145L70 146ZM75 147V146H74ZM212 147V146H211ZM210 147V148H211ZM86 148V147H85ZM152 148V149H153ZM68 149V148H67ZM89 149V148H88ZM152 149H151V151H152ZM156 149H154V150H156ZM213 149H215V147L213 148ZM53 150V149H52ZM62 150V149H61ZM73 150V149H72ZM100 150H102V148L100 149ZM145 150H146V148H145ZM148 150H150V147H149V149ZM208 150V149H207ZM75 151V150H74ZM144 151V150H143ZM147 151V150H146ZM197 151V150H196ZM210 151V150H209ZM212 151H214V150H212ZM219 151V150H218ZM67 152V151H66ZM197 152H199V151H197ZM128 153V152H127ZM200 153V152H199ZM221 153V152H220ZM66 154V153H65ZM77 154V153H76ZM75 154V155H76ZM128 154H130V153H128ZM155 154V153H154ZM212 154V153H211ZM68 155V154H67ZM79 155V154H78ZM108 155V156H109ZM158 155V154H157ZM60 156H64L63 155V153H62V155H60ZM59 156V157H60ZM74 156V155H73ZM105 156H107V155H104V157ZM111 156L110 157H106V158H110L111 159ZM156 156V155H155ZM159 156V155H158ZM224 156V155H223ZM68 157V156H67ZM70 157V156H69ZM77 157V156H76ZM128 159H127V158ZM131 157V156H130ZM161 157V156H160ZM75 158V157H74ZM106 158H105V160H106ZM114 158V157H113ZM113 158H112V160H113ZM139 158V157H138ZM61 159V158H60ZM132 159V160H131ZM151 159V158H150ZM159 159V158H158ZM62 160V159H61ZM99 160H100V158H99ZM214 160H218L219 162L217 163V164H215L214 163ZM64 161V160H63ZM69 161V160H68ZM151 161V160H150ZM61 162V161H60ZM72 164H73V162L72 161H70ZM69 162V163H70ZM255 162V161H254ZM58 163H59V161H58ZM62 163V162H61ZM66 163V162H65ZM68 163V162H67ZM112 163V162H111ZM141 163V162H140ZM171 163V164H172ZM143 164V163H142ZM145 164V163H144ZM153 164H156V163H153ZM164 164V163H163ZM170 164V165H171ZM209 164V165H208ZM67 165V164H66ZM71 165V164H70ZM158 165V164H157ZM169 165V164H168ZM192 165H194L195 166V168L194 169H192ZM65 166V165H64ZM68 166H69V164H68ZM93 166V165H92ZM135 166H137V164L135 165ZM139 166H142L141 164L139 165ZM172 166V165H171ZM59 167V166H58ZM57 167V168H58ZM71 167V166H70ZM126 167V166H125ZM159 167V166H158ZM165 167V166H164ZM65 168V167H64ZM75 168V167H74ZM114 168H115V166H114ZM137 170H139L137 167H135ZM151 168V167H150ZM157 168V167H156ZM197 168V171L199 172H196L195 171V169ZM88 169V168H87ZM92 169V168H91ZM113 169V168H112ZM118 169V168H117ZM142 169V168H141ZM144 169H145V167H144ZM162 169H163V167H162ZM169 169V168H168ZM171 169V168H170ZM173 169V168H172ZM62 170H64V169H61V171ZM146 170V169H145ZM144 170V171H145ZM149 170V169H148ZM147 170V171H148ZM156 170V169H155ZM165 170H166V168H165ZM176 170V169H175ZM178 170H176L175 172H177ZM217 170V171H216ZM56 171V170H55ZM59 171V170H58ZM60 171V172H61ZM136 171V170H135ZM143 171V170H142ZM146 171V172H147ZM154 171V170H153ZM171 171V170H170ZM170 171H168V172H170ZM219 171V172H218ZM88 172V171H87ZM96 171H92L91 173H93V176H95V173ZM133 172V173H132ZM137 172V171H136ZM157 172V171H156ZM227 172V171H226ZM259 172L261 173V176H263L264 177V162H263V164H262V167H261V169L259 170ZM63 173V172H62ZM61 173V174H62ZM64 173H66V172H64ZM63 173V174H64ZM89 173V175L87 174V176H88V178H92L91 180H95L96 179V176L94 177L95 179H93V177L91 176V174H90V172H88ZM137 173H140V171L139 172H137ZM141 173H143V172H141ZM148 173H149V171H148ZM157 173H160V172H157ZM67 174V173H66ZM121 174V173H120ZM145 174V173H144ZM153 174V173H152ZM85 175V174H84ZM104 175V174H103ZM137 175V174H136ZM231 175V176H230ZM62 176V175H61ZM90 176V177H89ZM142 176V175H141ZM152 176V175H151ZM159 176H161L160 174H159ZM165 176V175H164ZM241 176V178H244V177H249V176H252V174L248 171V170H246V171H243L242 172V175H240ZM146 177H148V175H146ZM167 177H169L168 175H167ZM166 177V178H167ZM82 178V177H81ZM86 179H87V177H85ZM84 178V179H85ZM121 178V177H120ZM123 178H127V177H123L122 176V180H123ZM143 178V177H142ZM151 178V177H150ZM149 178V179H150ZM155 178V177H154ZM181 178V179H182ZM149 179H148V181H149ZM89 180V179H88ZM91 180H89L90 182H91ZM165 180H167V179H165ZM164 180V181H165ZM96 181V180H95ZM94 181V183H96ZM151 181V180H150ZM149 181V182H150ZM156 181V180H155ZM185 181H186V179H185ZM191 181V180H190ZM225 181V182H224ZM85 182H87V181H85ZM154 182V181H153ZM160 182V181H159ZM227 182V183H226ZM148 183V182H147ZM155 184L157 183V182H154ZM153 183V186L155 185ZM229 183V184H228ZM87 184H89V183H87ZM91 184H93V182L91 183ZM98 184V183H97ZM149 184H151V183H149ZM158 184H160V183H158ZM158 184H156L157 186H158ZM258 184H261V183H258ZM262 184H264V182L262 183ZM261 184V185H262ZM90 185V184H89ZM89 185H87V186H89ZM155 185V186H156ZM168 185V184H167ZM205 185V186H206ZM86 186V187H87ZM96 186V185H95ZM159 186H162L161 184L159 185ZM260 186V185H259ZM169 187V186H168ZM260 187H262V186H260ZM259 187V188H260ZM167 188V187H166ZM93 189V188H92ZM92 189H91V191H92ZM96 189V188H95ZM159 189V188H158ZM161 189H165V186L162 188L161 187ZM98 190V189H97ZM103 190V189H102ZM100 191H101V189H100ZM168 191V190H167ZM261 191H263L262 189H261ZM94 192H95V190H94ZM105 192V191H104ZM103 192V193H104ZM124 192V191H123ZM164 192L166 193V191L164 190ZM163 192V193H164ZM170 192V191H169ZM168 192V193H169ZM96 193V192H95ZM160 193H162V192H160ZM167 193V194H168ZM91 194V193H90ZM170 194V193H169ZM99 195H101V194H99ZM158 196H159V193L157 194ZM162 195V194H161ZM160 195V196H161ZM175 195V194H174ZM246 195V194H245ZM180 196V195H179ZM125 197V196H124ZM176 197V196H175ZM246 197H248L250 200H252L254 203H256L257 205H260V206H262L263 208H264V206L263 205H261L258 201H256L254 198H252L251 196H248V195H246ZM92 199V198H91ZM122 200H124L123 198H122ZM122 200H121V202H122ZM117 201H118V199H117ZM174 201H175V199H174ZM183 202H184V200H183ZM182 202V199L181 198H177V200H176V202L174 203V205L172 204L171 205V207H170V212H172L173 213V218L176 220V222H177V220L178 219H180V220H182V218L184 217V216H186L185 214H183V210H184V208L186 207V202H184L183 203ZM188 203L190 202V201H187ZM49 203V202H48ZM188 203H187V207H188ZM50 204V203H49ZM190 204V203H189ZM169 205V204H168ZM190 206V205H189ZM186 207V208H187ZM118 208H120V206H118ZM151 208V207H150ZM185 208V210H187ZM225 209V208H224ZM105 210H108V209H105ZM184 210V212H186ZM97 211V210H96ZM133 212V211H132ZM105 213V212H104ZM104 213H103V215H104ZM106 214V213H105ZM182 214H183V217H182ZM109 215V214H108ZM111 215V214H110ZM147 215V214H146ZM145 215V216H146ZM149 215V214H148ZM155 215V214H154ZM223 215H226V214H223ZM223 215H221V216H223ZM59 216V215H58ZM145 216H144V220L146 219H151V220H153L152 218H153V216L152 215H149L148 217H146L145 218ZM220 216V217H221ZM157 217V216H156ZM187 217V216H186ZM225 217V216H224ZM98 218H99V216H98ZM59 219V218H58ZM96 219V218H95ZM103 219H105V218H103ZM108 219H109V217H108ZM224 220H225V218H223ZM227 219V218H226ZM61 220V219H60ZM63 220V219H62ZM145 220V221H146ZM184 220H185V218H184ZM174 221V220H173ZM179 221V220H178ZM216 221V219H214V222ZM172 222V221H171ZM175 222V223H176ZM181 222V221H180ZM206 222V221H205ZM225 222V221H224ZM201 223V222H200ZM128 224V223H127ZM59 226H62L61 224L59 225ZM98 226V225H97ZM196 226V225H195ZM167 227H169V226H167ZM166 227V228H167ZM62 228V227H61ZM92 228V227H91ZM100 228V227H99ZM91 230V229H90ZM93 230V229H92ZM95 230V229H94ZM99 230V229H98ZM97 230V231H98ZM91 232V231H90ZM93 232V231H92ZM176 232V231H175ZM64 232H62V234H63ZM95 233V232H94ZM93 233V234H94ZM61 234V235H62ZM98 234V233H97ZM183 234V233H182ZM60 235V236H61ZM89 235V234H88ZM95 236H96V234H94ZM100 235V234H99ZM98 236V235H97ZM184 236V235H183ZM93 237V236H92ZM130 237V236H129ZM182 237V236H181ZM98 238H99V236H98ZM180 238V237H179ZM93 239H95V238H93ZM178 239V238H177ZM66 240V239H65ZM180 240V241H179ZM178 241H179V245H177L178 243H176V252H177V254L178 255H187L189 252H190V254L192 255V254H197V255H199L201 252L200 251H203V254H204V252H205V254H206V250L205 249H199V247L198 248H191V246H189V244L187 243L188 241L183 237V239L182 238H180ZM168 241V240H167ZM176 241V240H175ZM174 241V242H175ZM191 242V241H190ZM242 244H246V245H242ZM237 245V246H238ZM247 247V246H246ZM241 248V247H240ZM242 249H243V247H242ZM245 249V248H244ZM243 249V250H244ZM250 252V253H253V252ZM186 252H188L187 254H186ZM198 252H200V253H198ZM242 252V251H241ZM226 253H228V252H226ZM221 254V253H220ZM225 254V253H224ZM231 254V253H230ZM212 255V254H211ZM227 255V254H226ZM228 255H229V253H228ZM227 255V257H229V256H231L232 257V255H236V254H234V253H232V255H229L228 256ZM238 255H239V253H238ZM182 256V257H183ZM206 255H204V257H205ZM66 257V256H65ZM182 257H180L181 259H182ZM201 256H199V258H200ZM226 257V258H227ZM237 257V256H236ZM239 257V256H238ZM237 257V258H238ZM256 257V258H257ZM207 258V257H206ZM237 258L235 259L236 261H237V264H240L241 262H242V264H245L247 261H245V263L242 261V260H240V263H238V260H237ZM255 258V257H254ZM189 259V258H188ZM223 259V258H222ZM225 259V258H224ZM223 259V260H224ZM232 260H234L233 259V257L231 258ZM244 259H246V258H244ZM247 259H248V257H247ZM252 259V258H251ZM250 259V260H251ZM176 260H179V259H176ZM175 260V261H176ZM205 260V259H204ZM208 260H209V258H208ZM228 260V259H227ZM231 260V261H232ZM254 260V259H253ZM252 260V261H253ZM184 261V260H183ZM203 261V260H202ZM229 261V260H228ZM235 261V262H236ZM180 262V261H179ZM234 262V263H235ZM249 262V261H248ZM177 263V262H176ZM184 263V262H183ZM208 263V262H207ZM221 263H222V261H221ZM231 264L233 263V262H230ZM189 264V263H188ZM217 264V263H216ZM249 264V263H248ZM251 264V263H250ZM258 264V263H257Z\"/></svg>","mask_w":264,"mask_h":264},{"label":"snow or ice","instance_id":"snow-or-ice-1","mask_svg":"<svg viewBox=\"0 0 264 264\" xmlns=\"http://www.w3.org/2000/svg\"><path fill=\"white\" fill-rule=\"evenodd\" d=\"M32 160H33V162H34L37 166H39V165L42 164V163H46V161L43 160V157H42V156H33ZM260 214H261L262 217H264V208L261 209ZM3 252H4L5 254H7V252H8V247H7V246H5V247L3 248ZM2 264H8V262H7V261H4V262H2Z\"/></svg>","mask_w":264,"mask_h":264},{"label":"built area","instance_id":"built-area-1","mask_svg":"<svg viewBox=\"0 0 264 264\" xmlns=\"http://www.w3.org/2000/svg\"><path fill=\"white\" fill-rule=\"evenodd\" d=\"M218 162H219L218 160H217V161H216V160H214V163H215V164H217Z\"/></svg>","mask_w":264,"mask_h":264},{"label":"water","instance_id":"water-1","mask_svg":"<svg viewBox=\"0 0 264 264\" xmlns=\"http://www.w3.org/2000/svg\"><path fill=\"white\" fill-rule=\"evenodd\" d=\"M242 192H244V194H246L247 195V193H245V191H242ZM249 196V195H248Z\"/></svg>","mask_w":264,"mask_h":264}]
</instances>
